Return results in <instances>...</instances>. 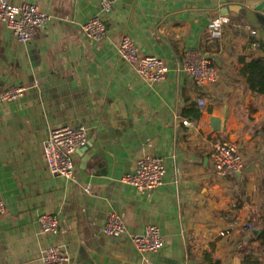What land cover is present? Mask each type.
<instances>
[{
  "label": "crops",
  "instance_id": "crops-1",
  "mask_svg": "<svg viewBox=\"0 0 264 264\" xmlns=\"http://www.w3.org/2000/svg\"><path fill=\"white\" fill-rule=\"evenodd\" d=\"M7 1L30 2L50 18L27 44L0 24V94L24 89L0 101V264H41L53 244L66 264H247L249 255L264 264L250 242L264 219V95L245 72L250 61L264 62V21L252 27L245 17H264V0H113L108 13L101 0ZM94 15L107 27L99 42L81 32ZM220 16L230 23L210 40L207 24ZM123 36L164 61L163 81L145 82L119 58ZM190 51L209 58L214 82L198 87L177 70L175 59ZM63 126H83L89 137L73 155L72 179L53 177L43 157L49 132ZM222 141L235 144L243 161L225 178L212 156ZM143 154L165 166L163 184L149 192L121 182ZM111 211L126 227L120 238L103 235ZM43 212L58 219L55 236L41 233ZM148 225L159 228L164 246L140 254L129 235Z\"/></svg>",
  "mask_w": 264,
  "mask_h": 264
},
{
  "label": "built area",
  "instance_id": "built-area-1",
  "mask_svg": "<svg viewBox=\"0 0 264 264\" xmlns=\"http://www.w3.org/2000/svg\"><path fill=\"white\" fill-rule=\"evenodd\" d=\"M114 5L113 0H101L100 11L108 13ZM49 15L40 11L30 2L19 5L10 4L7 0H0V24L9 35L20 44L31 41L36 31L43 28L49 21ZM227 17H216L207 24V35L210 40H218L222 36L224 26L229 24ZM252 37L257 32L250 27L245 28ZM81 32L90 41L99 42L106 37L107 27L98 16H92L81 25ZM256 43H253L255 46ZM119 58L133 66L138 75L149 83L163 81L168 72V67L162 59L152 54H141L137 45L128 37L123 36L118 44ZM177 70L187 75L196 86L202 87L215 81L217 72L211 61L199 51H190L183 55L182 60L175 59ZM24 93L22 87H10L0 94V101H14ZM198 106H203L201 100ZM183 125L189 126L185 119ZM89 137L83 126H63L49 132L43 144V157L47 170L53 177L72 179L74 172L73 155L85 146ZM214 169L219 178L230 177L240 172L243 167L241 154L238 147L230 142H218L213 151ZM165 166L163 159L151 155H141L134 171L124 175L121 182L137 191L149 192L161 186L164 181ZM86 192L89 189L86 188ZM5 211V203L0 200V214ZM40 231L44 235L55 236L59 230L58 219L46 212L38 215ZM248 229L250 226H247ZM103 235L110 238H120L127 234L121 215L116 211L108 214L103 227ZM221 236L224 233H220ZM135 250L142 253H155L164 246V240L159 228L148 225L141 234L129 235ZM67 258L61 247L57 244L47 247L40 257L41 264H66ZM140 264H153L143 259Z\"/></svg>",
  "mask_w": 264,
  "mask_h": 264
},
{
  "label": "trees",
  "instance_id": "trees-1",
  "mask_svg": "<svg viewBox=\"0 0 264 264\" xmlns=\"http://www.w3.org/2000/svg\"><path fill=\"white\" fill-rule=\"evenodd\" d=\"M245 72L248 73V84L252 90L256 91L260 95H264V62L261 60H252L248 63ZM200 113L195 110L193 116L198 118ZM255 226L259 227V231L256 235L250 236V242L255 243L256 251L264 255V219L258 222ZM247 264H262L261 260L249 255L243 260Z\"/></svg>",
  "mask_w": 264,
  "mask_h": 264
},
{
  "label": "water",
  "instance_id": "water-1",
  "mask_svg": "<svg viewBox=\"0 0 264 264\" xmlns=\"http://www.w3.org/2000/svg\"><path fill=\"white\" fill-rule=\"evenodd\" d=\"M227 10L228 8L224 9V14L222 13V15H227ZM245 17L247 22L252 26V27H258V23L259 21H264V17H261L259 15H256L255 13L251 12V11H246L245 12ZM212 122V126H213V130L214 131H220L221 129V125L219 123L218 118H212L211 119ZM259 229H254L253 230V234L256 235L258 233Z\"/></svg>",
  "mask_w": 264,
  "mask_h": 264
}]
</instances>
